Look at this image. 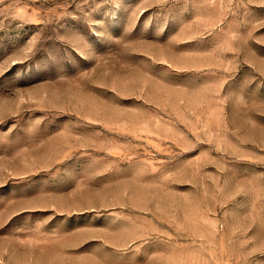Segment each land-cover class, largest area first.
Listing matches in <instances>:
<instances>
[{"label": "rangeland", "instance_id": "obj_1", "mask_svg": "<svg viewBox=\"0 0 264 264\" xmlns=\"http://www.w3.org/2000/svg\"><path fill=\"white\" fill-rule=\"evenodd\" d=\"M0 264H264V0H0Z\"/></svg>", "mask_w": 264, "mask_h": 264}]
</instances>
